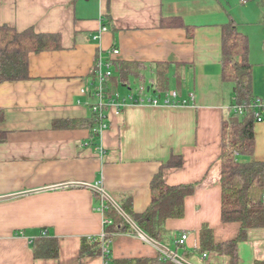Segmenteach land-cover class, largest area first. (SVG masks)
Masks as SVG:
<instances>
[{
	"label": "crops",
	"instance_id": "crops-1",
	"mask_svg": "<svg viewBox=\"0 0 264 264\" xmlns=\"http://www.w3.org/2000/svg\"><path fill=\"white\" fill-rule=\"evenodd\" d=\"M229 24L246 36L251 90L262 97L264 0H0V26L58 34L61 43L29 54L28 78L0 82V195L82 182L115 201L130 195L132 209L141 212L162 169L168 184H194L183 216L165 221L173 237L188 233L179 248L191 252L186 260L203 259L192 251L204 224L216 242L235 239L239 223L220 218L219 183L221 125L234 100L233 83L222 77ZM99 57L111 63L107 89L124 105H107L106 126L91 145L85 122L96 100L91 78ZM115 60L130 65L128 82ZM140 85L143 98L163 99L164 87L174 90L175 103L129 100L130 93L139 97ZM254 132V158L264 160V121ZM173 158L180 164L169 166ZM99 200L88 187L68 186L0 201V264H105L102 254L80 255L83 237L103 233ZM43 236L57 239V257L34 255L33 243ZM108 249L111 258L158 253L131 233L114 234ZM237 253L239 264V243Z\"/></svg>",
	"mask_w": 264,
	"mask_h": 264
},
{
	"label": "trees",
	"instance_id": "trees-1",
	"mask_svg": "<svg viewBox=\"0 0 264 264\" xmlns=\"http://www.w3.org/2000/svg\"><path fill=\"white\" fill-rule=\"evenodd\" d=\"M60 46L58 34L39 33L33 28L17 31L10 26L1 25L0 82L28 78L29 54L58 49ZM112 63L117 67L121 81L128 82L125 78L131 68L130 65L120 60ZM251 69L246 36L240 33L234 24H229L222 33V77L233 83L232 105L241 103L248 105L259 97L251 90ZM158 73L157 78L162 80L160 76L163 72ZM91 79L94 84L95 70L92 71ZM163 89L165 92L168 91L165 87ZM250 107L248 106L243 114L230 110L221 125L220 218L223 223H239L238 235L235 239L216 242L212 229L204 224L199 230V246L192 251L198 254H206L210 251L222 254L227 257L228 264H238V243L239 240L246 239L247 230L264 227V205L260 201L264 188V160L254 158V124L258 121L255 116L256 109ZM85 123L90 130L89 142L95 145L98 137L97 131L94 130L98 126L96 114L91 111ZM242 156L248 157V160L242 161ZM179 164L180 162L174 158L168 163L169 166ZM150 189L151 201L141 212L132 209L130 195H122L116 202L149 237L188 258L191 252L179 249L180 246L175 242L176 237H173L166 228L165 221L183 216L185 197L193 192L194 184H168L160 169L152 177ZM92 192L96 199L100 198V204L103 205L102 213L108 222L104 223L103 238L97 235L81 239L80 255L82 256L102 254V243L108 247V242L114 234H137L118 211L101 197L100 193L94 190ZM184 233L187 232L180 231L177 236ZM33 251L36 257H57L58 241L53 237L43 236L34 241ZM103 257L105 264H178L160 251L155 257L149 258H111L108 249V253ZM255 264H262V261L257 260Z\"/></svg>",
	"mask_w": 264,
	"mask_h": 264
},
{
	"label": "built area",
	"instance_id": "built-area-1",
	"mask_svg": "<svg viewBox=\"0 0 264 264\" xmlns=\"http://www.w3.org/2000/svg\"><path fill=\"white\" fill-rule=\"evenodd\" d=\"M101 30H105V27L103 26ZM113 52L118 53V50L113 49ZM110 65L111 63L109 61L103 62L100 59V57L95 60L94 70H95L96 82L94 84L92 83L91 85L93 86V89H94L93 95L96 97L95 98L96 100L94 103L91 104L90 109L93 113L96 114L97 119H98V126L94 129L95 131H97V133L101 132L106 126L105 109L107 105H109L110 103L117 105V107H121L122 105H124V99H122L117 93L110 94L109 90L107 89V85H106L107 80L112 75V72L110 70ZM145 90H146L145 86L140 85L136 89V91L140 94L139 97H133V94L130 93V95H128L127 98L134 102H148L151 104H158L159 102L163 104H174L175 103L174 99L176 97V92L174 90H168L165 93L163 99H161L160 96L154 97V98H151V97L143 98L142 95L145 93ZM191 98L193 99L192 95H191ZM248 106H251L250 108L256 109L255 116L258 122L264 119V96L258 97L256 100L251 101L250 104L248 105H246L245 103L233 104L231 106V111L237 112L238 114H243L248 108ZM101 152H102V149H101ZM260 201L264 205V188L261 193ZM97 209L102 212V209H103L102 203L97 206ZM105 222H108V221L105 220ZM100 236L101 238H103L104 234L102 233ZM187 237H188L187 233L181 234L179 237H176L175 242L180 247H183L185 245ZM101 252H102V256L105 253H108V247L106 246L105 243H102L101 245ZM205 256L206 254L204 253L203 257Z\"/></svg>",
	"mask_w": 264,
	"mask_h": 264
},
{
	"label": "water",
	"instance_id": "water-1",
	"mask_svg": "<svg viewBox=\"0 0 264 264\" xmlns=\"http://www.w3.org/2000/svg\"><path fill=\"white\" fill-rule=\"evenodd\" d=\"M68 186H83V187H88L94 191H97L100 193V195L108 201L117 211L118 213L131 225V227L134 229V231L139 235L142 239L153 245L158 251L163 253L165 256L169 257L173 261H175L178 264H193L186 260L183 256L180 254L176 253L174 250H171L169 247L155 241L151 237H149L145 232H143L136 224L135 222L121 209V207L118 205V203L103 189H101L97 185L93 184H88V183H82V182H67V183H62L58 185H52L49 187H44L40 189H33V190H27V191H21L17 193H11V194H6V195H0V201L11 199L14 197L18 196H23L27 195L30 193L38 192L41 190H46V189H54V188H61V187H68Z\"/></svg>",
	"mask_w": 264,
	"mask_h": 264
},
{
	"label": "rangeland",
	"instance_id": "rangeland-1",
	"mask_svg": "<svg viewBox=\"0 0 264 264\" xmlns=\"http://www.w3.org/2000/svg\"><path fill=\"white\" fill-rule=\"evenodd\" d=\"M257 260L264 264V227L248 229L246 239L239 240V264H253ZM197 263L226 264L216 252L212 251L207 252L206 256Z\"/></svg>",
	"mask_w": 264,
	"mask_h": 264
}]
</instances>
